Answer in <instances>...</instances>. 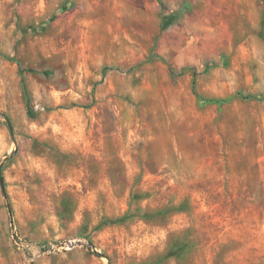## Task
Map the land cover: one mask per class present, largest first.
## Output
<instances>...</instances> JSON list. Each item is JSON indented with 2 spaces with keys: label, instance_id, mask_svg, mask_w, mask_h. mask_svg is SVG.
Instances as JSON below:
<instances>
[{
  "label": "rangeland",
  "instance_id": "rangeland-1",
  "mask_svg": "<svg viewBox=\"0 0 264 264\" xmlns=\"http://www.w3.org/2000/svg\"><path fill=\"white\" fill-rule=\"evenodd\" d=\"M0 170V264H264V0H0Z\"/></svg>",
  "mask_w": 264,
  "mask_h": 264
},
{
  "label": "trees",
  "instance_id": "trees-1",
  "mask_svg": "<svg viewBox=\"0 0 264 264\" xmlns=\"http://www.w3.org/2000/svg\"><path fill=\"white\" fill-rule=\"evenodd\" d=\"M158 59H159L160 61H162L163 63H166L164 59H162V58H158ZM168 69H169V73H170V75H172V76H175V75H182V74L184 73V71H185V70H181L178 74H176V73L174 72V70L172 69L171 66H169ZM195 73H196V72H194V75H195ZM193 85H195V81L193 82ZM194 90H195V87L193 86V91H194ZM199 99H200L202 102H205V103H208V104H222V103L225 102V100H221V99H205V98H201V97H199ZM28 114H29L30 116L34 115V114L32 113V110H30V109H28ZM2 179H3V178H2ZM3 195H4V198L7 200V199H8V196H7V194H6L5 188H4V191H3ZM7 207H8V212H9V214H10V216H11L13 212H12L11 206H10V204H9L8 202H7ZM128 217H129V215H123V216L117 218L115 221H116V222H125V221L128 219ZM185 247H188V248H189V247H190V244H188V243H183V244H181L180 246L176 247V251H181V250H182L183 248H185ZM176 253H177V252H172L169 256H175Z\"/></svg>",
  "mask_w": 264,
  "mask_h": 264
},
{
  "label": "water",
  "instance_id": "water-1",
  "mask_svg": "<svg viewBox=\"0 0 264 264\" xmlns=\"http://www.w3.org/2000/svg\"><path fill=\"white\" fill-rule=\"evenodd\" d=\"M2 117L4 118L5 122H6V125L8 127V130L10 132L11 135H13V129H12V125L8 119L7 116L5 115H2ZM0 189L1 191L3 192L4 191V182H3V179H2V175H1V170H0ZM75 242H66L64 245L65 246H74ZM81 243L78 242V245H80ZM88 246L93 250L94 249V246L92 244H88ZM98 256L100 257H103V254L99 253V252H95Z\"/></svg>",
  "mask_w": 264,
  "mask_h": 264
}]
</instances>
